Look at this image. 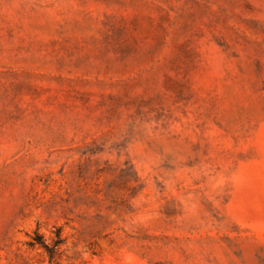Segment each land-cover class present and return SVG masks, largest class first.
I'll return each instance as SVG.
<instances>
[{"label":"rangeland","instance_id":"rangeland-1","mask_svg":"<svg viewBox=\"0 0 264 264\" xmlns=\"http://www.w3.org/2000/svg\"><path fill=\"white\" fill-rule=\"evenodd\" d=\"M0 264H264V0H0Z\"/></svg>","mask_w":264,"mask_h":264}]
</instances>
